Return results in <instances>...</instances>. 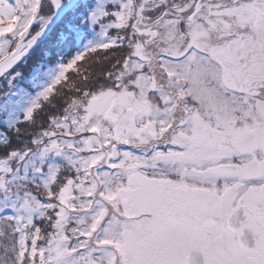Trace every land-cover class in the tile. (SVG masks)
<instances>
[{
  "label": "snow or ice",
  "instance_id": "obj_1",
  "mask_svg": "<svg viewBox=\"0 0 264 264\" xmlns=\"http://www.w3.org/2000/svg\"><path fill=\"white\" fill-rule=\"evenodd\" d=\"M0 264H264V0H0Z\"/></svg>",
  "mask_w": 264,
  "mask_h": 264
},
{
  "label": "trees",
  "instance_id": "obj_2",
  "mask_svg": "<svg viewBox=\"0 0 264 264\" xmlns=\"http://www.w3.org/2000/svg\"><path fill=\"white\" fill-rule=\"evenodd\" d=\"M69 76H70V78H74V73H71V72H70V73H69ZM57 87L59 88V87H61V86H57Z\"/></svg>",
  "mask_w": 264,
  "mask_h": 264
}]
</instances>
